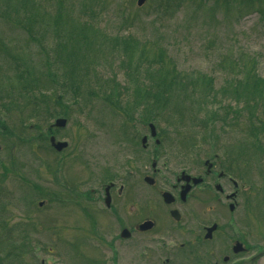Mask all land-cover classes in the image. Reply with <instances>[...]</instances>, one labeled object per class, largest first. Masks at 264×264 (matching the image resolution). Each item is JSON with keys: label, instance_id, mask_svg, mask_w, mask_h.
I'll return each mask as SVG.
<instances>
[{"label": "rangeland", "instance_id": "rangeland-1", "mask_svg": "<svg viewBox=\"0 0 264 264\" xmlns=\"http://www.w3.org/2000/svg\"><path fill=\"white\" fill-rule=\"evenodd\" d=\"M31 1L25 3L29 12L34 10V7L30 8ZM176 1L179 3L178 8L170 9L174 6L173 0H145L142 5H138L137 0H64L63 6L58 4V0H37L39 23L34 27L36 30L40 27L42 35L38 42L42 46L35 42L29 43L25 34L15 25L9 24L5 17L0 16V48L4 47V43L7 44L6 49L23 61L24 68L27 63L35 72H40L41 68L46 71V67L42 65L46 57L42 48L50 54L51 60L54 58L51 50L55 38L51 37L46 21L40 16L54 15L52 13L55 12L56 6L60 7L59 12H68L73 16H77L80 10L85 9L86 14L83 18L91 22L95 28L106 33L120 32L134 35L140 40L138 48L146 42H152L149 40H160L175 59L178 70L185 76L183 79L192 81L190 78H196L193 80L197 89L192 97L191 107L184 104L180 106L185 115L184 123H179L180 120L176 116L172 118L173 121L170 120L168 117L175 114L180 117L178 113L170 112L167 117L169 121L163 120V122L160 117L153 122L144 123L140 114L144 113L143 108L135 110L132 107L126 116L124 115L127 117L124 128L120 126L124 117L120 116L116 119L110 110L98 102L97 96L90 98L88 93L75 95L73 89L64 90L58 88L59 86H51L52 89H46L45 86L44 89L43 86V91L47 90L50 96L53 95L52 91L63 95V101L70 108L68 116L52 114L55 117L47 115L42 118V113L38 112L37 116L27 118L28 110L22 107L25 101L17 99L15 97L17 92L11 90L15 100L9 102L11 105L9 109L0 108V117L6 120L16 137L11 139L7 135L9 141L0 137V162L5 163L10 169L13 168L14 173L0 178L2 179L0 221L10 220V224L18 228L15 226L16 221L24 220V214L28 212L33 220L42 221L40 225L43 228H40L37 234L30 238L31 240L22 243L20 248L22 253L19 252L17 260L3 255L5 260L3 259L1 264H26L27 261L29 264H37V259H48L47 230L50 212L47 192L51 188L50 182L54 174H57L56 177L61 182L63 177L69 178L73 183L79 182V186L88 193L92 188L96 189L93 193H100L104 184L112 181L118 184H130L135 190L134 203L137 205H134V208L139 209V212L153 215L152 210L165 208L158 216L160 222V227L156 229L158 232L151 230L135 233L130 238L116 241L117 245L114 246L111 243L102 244L101 252L91 247L92 235L98 236L104 243L106 239V241L110 240L117 233L119 235L120 231L111 224L112 222H108L109 220L105 223L104 215L98 214L101 219L103 217L102 222L97 227H88L87 232L82 230L79 233L80 228L79 231L77 228H71L76 230L80 238L71 237L68 242L61 244L63 248L61 254L57 255L56 260L53 258L58 264H79V259L80 264H83L84 261L77 253L78 248L82 246L86 251L84 256L90 264H239L240 262L264 264V255L253 257L256 258L254 261L250 258L264 247V206L260 202L264 192V141L260 142L262 145L259 149L256 147L249 149L251 138L242 120L241 104L237 105L235 100L239 96L229 90L232 87L228 81L235 83L242 78V69H238L235 75L224 72L216 66L222 58L230 55L240 61L243 52L250 57V62L255 61L258 73L264 77V27L260 25L259 15L255 9L242 11V6L235 2L228 6L223 1L214 3L213 0H205L200 6L197 0ZM88 10L90 15H87ZM28 11L24 13L26 19ZM64 27L65 23L61 25V28ZM58 29L59 25L55 30ZM110 59L99 63L98 74L110 77L116 73L119 80L124 81L127 76L121 67V61L118 63L115 58L110 62ZM3 66L4 60L0 54V79L2 75L7 76L3 74L5 72L1 69ZM50 68L57 75L61 74L52 64ZM208 76L213 79L214 91L211 92L213 93L211 98L218 95L215 103H206L207 98L203 96V90L208 89L207 79L210 78ZM8 81L5 79V84ZM15 83L16 80L12 82ZM44 83L48 84L47 81ZM94 84L96 89L97 83ZM226 89L228 90L225 91ZM2 92L1 90L0 96ZM229 107L232 109L229 110ZM49 109L57 110L53 103ZM228 111L232 116L229 117ZM191 114L193 118L191 117L189 122ZM57 117L68 119L65 127L51 130L58 140L69 143V146L60 153L55 152L48 141L43 142L37 137L36 127L38 125L47 134L48 126L53 124ZM203 120L207 121L206 125L201 123ZM149 123L155 125L157 138L151 136ZM31 134L34 136L28 139ZM146 136L144 142L143 137ZM206 141H214V143ZM12 142L16 144L11 145ZM143 146L148 148L146 150L148 153L142 151ZM211 147L212 150H206ZM239 151H242V159L235 161L238 170L242 169V195L245 197L243 203L246 207V217L242 219L229 207L225 210L222 208L227 212L224 213L222 223L229 225L223 227L228 237L217 242L204 243L201 257L197 260L194 251L190 253V247L180 248L181 243L187 241L184 238L180 239L179 234L173 233L175 227L174 222L171 221L173 218L163 205L161 192L172 188L175 184V175L182 170L189 169L195 172V167L188 168V166L204 163L207 154L218 152L223 161L227 156H236ZM135 161L139 164H135ZM129 169L133 170L131 177L127 172ZM225 169L228 171L227 168ZM0 170H2L1 165ZM146 174L155 178L154 184H147L144 179ZM37 186H41L44 193L38 191ZM142 186H145L147 191L140 192L139 187ZM40 201H44L43 206L39 205ZM102 206L104 207L103 203ZM211 217L216 219L217 215ZM4 224L5 226L1 227L4 237L13 236L16 240L17 229H12L9 223ZM241 231L247 254H242V258H238L228 249L233 244V238ZM3 239L5 238L0 237L1 257H3L2 253L13 251L14 245L17 244L2 242ZM109 247H114L118 254L117 259L112 256L114 253L111 254L112 250ZM212 248L216 252L214 256L209 253ZM225 254H228L230 259L224 257ZM223 257L226 259L225 262ZM91 259L96 261L92 262Z\"/></svg>", "mask_w": 264, "mask_h": 264}, {"label": "trees", "instance_id": "trees-1", "mask_svg": "<svg viewBox=\"0 0 264 264\" xmlns=\"http://www.w3.org/2000/svg\"><path fill=\"white\" fill-rule=\"evenodd\" d=\"M27 1L0 0V16L5 17L9 24L15 25L21 33L25 34L29 43L35 42L41 45L38 42L42 35L40 27L37 30L34 27L36 23H39V10L36 7L39 3L37 0H32L30 8L34 7V10L29 12L25 5ZM173 1L174 6L170 9L178 8L179 3L176 0ZM197 1L200 6L205 2V0ZM213 1L214 3L223 1L228 6L234 2L238 3L242 6V11L255 9L259 15L260 25L264 27V0ZM63 3L64 0H58V4L63 6ZM59 8L56 6V14L55 12L52 13L54 15L40 16L46 21L51 37L55 38L51 50L54 54L53 60L50 59V54L42 48L46 55L42 65L46 67V71L41 68L40 72H35L27 63L24 68L23 61L6 49L7 44L4 43V47L0 48V54L4 60V66L1 69L5 71L3 74H7V76L2 75L0 79L2 80V87L0 88L3 91L0 96V108L9 109L11 106L9 102L15 100L16 97L25 101L22 107L28 110L27 118L35 117L38 112L39 114L42 113V118L47 115L53 116L52 114L68 116L70 108L63 101V95H58L57 92L52 91L53 95L50 96L47 90L43 91V86L44 89L59 86L58 88L64 90L73 89L75 95L88 93L90 98L99 97L98 102L110 110L116 119L120 116L124 117L120 125L122 128L127 123L126 113L132 107L135 110L140 107L143 108L144 113L140 114H142L144 123L153 122L160 117L162 121H169L167 117L170 113L180 115V117L177 114L168 117L170 120L176 116L180 120L179 123H184L185 115L180 106L184 104L191 107L192 97L197 90L193 80L196 78H190L192 81L183 79L185 76L178 70L175 59L160 40H149L152 42H146L138 48L140 40L134 35L120 32L106 33L95 28L91 22L83 18V15L86 14L85 9L80 10L77 16H73L68 12H59ZM27 11L28 17L26 19L24 13ZM89 11H87V15H90ZM64 23L63 29L61 25ZM58 25L59 29L55 30ZM108 58H111L110 62L115 58L118 63L121 61V67L127 76L124 81L119 80L116 73L110 77H103L98 74L99 63ZM250 60V57L242 52L240 61L237 57L230 55L222 58L216 66L224 72L235 75L238 69H242V78L236 80L235 83L231 81L228 83L232 87L229 90L239 96L235 100L237 105L241 104L242 120L251 138L249 147L251 150L252 147L259 149V146L262 145L260 142L264 141V77L258 73L255 61L250 62ZM51 64L61 74L57 75V73L52 72ZM10 72H12L11 75ZM5 79L9 80L6 83L9 86L5 84ZM15 80L16 83L12 84ZM44 81H47L48 84ZM95 82L98 86L96 89H94ZM9 87L11 89H7ZM207 87L206 91L203 90V96L207 98L205 101L206 103H215L218 95L216 94L213 99L211 98L213 95L211 92L214 91L211 77L207 79ZM11 90L17 92L15 97ZM3 96L4 98H2ZM51 103L56 105L57 110L51 111L49 109ZM231 109L229 107V110ZM230 116H232L231 113H229ZM191 117L193 118L192 114L189 122H191ZM201 123L206 125L207 121L203 120ZM36 127L38 129L37 137L41 138L43 142H47L49 135L52 134L50 125L47 134L38 125ZM206 128L207 126L204 127V129ZM7 135L11 139L16 137L6 120L0 117V137L9 141L10 138ZM32 135H29L28 139L34 136ZM12 144L16 143L12 142ZM0 165L2 168L0 178H5L8 174L14 173L13 168L6 167L5 163L0 162ZM1 182L2 179H0Z\"/></svg>", "mask_w": 264, "mask_h": 264}, {"label": "flooded vegetation", "instance_id": "flooded-vegetation-1", "mask_svg": "<svg viewBox=\"0 0 264 264\" xmlns=\"http://www.w3.org/2000/svg\"><path fill=\"white\" fill-rule=\"evenodd\" d=\"M206 142L214 143V141ZM146 150L148 148L143 146L142 151L148 153ZM206 150L210 151L212 147ZM207 155L204 163L198 164L197 166H194V164L188 166V168L195 167V172L189 169L182 170L178 175H175V184L172 188L161 192L163 205L173 218L171 220L175 225L173 227V233L179 234L178 237L180 239L184 238L187 241L186 243H181L180 248L187 249L190 247V253L194 251L198 258L201 256L202 245L204 243L208 241L217 242L219 239L228 237L223 227H229V225L222 223L224 213L227 214L224 211L226 208L228 209L229 207L231 211L235 212L242 219L246 217V207L245 203H243L245 197L242 195V169L240 171L238 170L235 161L242 159V151H239L234 157L227 156L226 159L223 158V161L218 152ZM134 163L139 164L137 161ZM127 172L130 177L133 176L132 169H129ZM56 175L54 174L55 177L53 176L51 178V188L47 192V200H49L48 210L50 212L48 214L49 229L47 230L48 259H37V264H58V261L55 260L63 249L61 244L68 242L71 237L72 239L80 238V235L78 236L76 234V230H71V228H77L78 231L80 228L79 233H81L82 230L83 232L84 230L87 232L86 229L88 227H97L103 219L98 214L104 215L105 218L103 221L105 223L112 222L111 224L118 227L120 231L118 230L119 235L117 233L110 240L106 241V239L104 243H102L103 240L98 236L92 235L90 242L91 247L95 250H100L102 244L111 243L114 246V244L117 245L116 241L127 239L122 237L124 228H127L130 236H133L135 233H144L151 230L152 232L157 231L156 229L160 227L158 216L161 215V210L165 208L160 207L158 211L152 210L153 215L147 212H139V209L134 208L137 205L134 203L135 190L130 184H118L112 181L109 184L105 183L100 193H93L96 191L94 188L88 193V191L86 192L85 189L79 186V182L73 183L69 178L64 177L61 182ZM150 177L148 174L144 177L147 184H151L148 180ZM152 179V184H154L156 180L154 177ZM139 190L142 193L147 191L145 186L139 187ZM40 191L43 193L42 187H40ZM165 192H169L170 197L165 198ZM146 202H148L147 199ZM260 202L264 206V192L260 197ZM43 205L44 203L40 206ZM136 210L137 212H135ZM175 211L177 212L174 213ZM211 215H217V218L212 219ZM24 218L21 222H14L15 226L18 227L17 243L19 245L15 246L14 251L2 253V256L7 255L17 260L20 255L19 252L22 253L20 249L22 243L25 240H31L30 238L32 236L34 237L40 228H43L40 225L42 221L33 220L28 212H25ZM150 221L153 222L151 228L143 229L141 227L142 224H147ZM2 224L5 225L4 223ZM213 226L215 228L209 232V228ZM71 231L73 232L72 234ZM183 235L185 237H182ZM98 239L100 241L95 242ZM243 240L242 231L232 240L233 244H231L228 251L231 250L232 254L234 252L235 257L242 258V254H247L246 245L244 244L245 241ZM83 247L78 248L77 253L84 261L83 264H90L89 260L84 256L86 255V251H84ZM109 249L112 250L111 254L114 253L112 256L116 257L118 255L114 247H109ZM261 250L262 248L259 251ZM26 253L28 254V252ZM209 253L212 256L216 254L213 248ZM4 256H0V264L3 263V259L5 260ZM226 256L230 259L228 254H225L224 257ZM91 261L95 262L96 259H91ZM223 261H226V259ZM26 264H29L28 261ZM239 264H242V262Z\"/></svg>", "mask_w": 264, "mask_h": 264}, {"label": "water", "instance_id": "water-1", "mask_svg": "<svg viewBox=\"0 0 264 264\" xmlns=\"http://www.w3.org/2000/svg\"><path fill=\"white\" fill-rule=\"evenodd\" d=\"M144 0H138V4L141 5L143 4ZM67 124V119L66 118H63V117H60V118H57L55 120V123L54 125L57 126V127H65ZM151 129H152V134L153 136L156 135V131H155V127L154 125H150ZM50 143L51 145L57 150V151H61L63 150L64 148H66L68 146V143L66 141H59V140H56V137L54 135H52L50 137ZM146 140V138H144V141ZM152 182V181H151ZM165 198H168L169 197V194L168 193H165L164 194ZM152 225V222H149L148 224L146 225H142L141 227L142 228H149L150 226ZM214 228V227H213ZM211 228L210 231L213 229ZM129 235L128 231L127 230H124L123 231V236L124 237H127ZM238 250V248H236Z\"/></svg>", "mask_w": 264, "mask_h": 264}]
</instances>
